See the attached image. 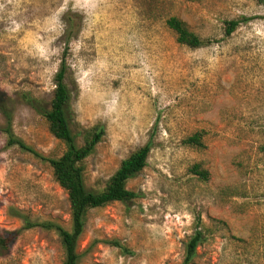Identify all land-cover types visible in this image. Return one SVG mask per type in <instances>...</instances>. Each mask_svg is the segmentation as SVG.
<instances>
[{"label": "rangeland", "instance_id": "1", "mask_svg": "<svg viewBox=\"0 0 264 264\" xmlns=\"http://www.w3.org/2000/svg\"><path fill=\"white\" fill-rule=\"evenodd\" d=\"M171 17L210 43L178 44ZM241 17L252 20L226 37L225 22ZM71 23L72 127L77 135L105 128L85 161L87 187L102 190L123 160L153 142L146 168L127 186L138 198L89 211L79 264H182L198 219L205 240L193 264H264L259 0H0V89L10 97L14 134L39 155L8 146L0 115V236L17 233L0 264H64L56 232L24 230L12 209L72 226L67 193L44 160L66 147L25 99L49 105ZM197 132L203 149L185 143ZM196 164L208 181L192 174Z\"/></svg>", "mask_w": 264, "mask_h": 264}, {"label": "trees", "instance_id": "2", "mask_svg": "<svg viewBox=\"0 0 264 264\" xmlns=\"http://www.w3.org/2000/svg\"><path fill=\"white\" fill-rule=\"evenodd\" d=\"M264 6V0H259ZM71 22V19H69ZM252 20L249 17L226 21L224 34L231 36L241 25ZM71 31L65 35L66 48L63 53L60 68L55 75V89L49 105L35 98L25 97L27 103L47 122L49 132L66 147L62 156L53 159H44L49 163L53 171V177L59 186L67 193L70 205V216L72 226L68 230L63 226L52 222H33L31 218L12 209L16 217L22 219L23 229L30 230L40 228L46 231H54L60 238L64 252V264H79L81 254L79 253V243L85 232L87 215L90 210L106 207L113 203H128L138 198V194L128 189L131 179L140 174L147 166L153 142L149 141L144 146L138 148L123 160L109 179L106 186L95 191L89 189L85 179V161L95 153L97 146L105 136V128L97 126L93 129L77 135L72 127L74 113L71 109V91L66 82L69 66L67 56L69 53V43L74 37L73 25ZM167 27L175 34L178 44L190 49H199L207 46L210 41L202 39L192 32L186 23L177 17L167 20ZM0 115L4 119L1 131L6 135L8 146H19L21 149L39 156L33 149L28 147L21 139L17 138L13 132L14 115L10 105V97L0 89ZM82 137L83 144L78 143ZM204 134L197 132L186 140V144L195 149L205 148L203 142ZM192 174L198 176L203 181L210 179V173L201 164H196L191 168ZM194 234L185 245V256L182 264H193L197 257V250L205 240L204 226L200 219L195 223ZM17 239V233H10L8 236H0V256L8 252ZM112 246L118 247L122 252H128L117 241L108 242Z\"/></svg>", "mask_w": 264, "mask_h": 264}]
</instances>
